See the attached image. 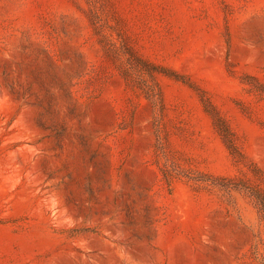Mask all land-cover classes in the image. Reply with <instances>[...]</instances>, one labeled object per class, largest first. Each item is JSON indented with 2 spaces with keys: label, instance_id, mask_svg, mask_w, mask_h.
<instances>
[{
  "label": "rangeland",
  "instance_id": "374dc122",
  "mask_svg": "<svg viewBox=\"0 0 264 264\" xmlns=\"http://www.w3.org/2000/svg\"><path fill=\"white\" fill-rule=\"evenodd\" d=\"M250 189L264 0H0V264H264Z\"/></svg>",
  "mask_w": 264,
  "mask_h": 264
},
{
  "label": "trees",
  "instance_id": "16d2710c",
  "mask_svg": "<svg viewBox=\"0 0 264 264\" xmlns=\"http://www.w3.org/2000/svg\"><path fill=\"white\" fill-rule=\"evenodd\" d=\"M232 183H234V182H228L227 184H222V185H224V186L226 185L228 187H231V185H234ZM236 185L238 186V184H235L234 186H236ZM250 192L255 197V199L259 205V208L262 211L263 216H264V193L259 191V190H251V189H250Z\"/></svg>",
  "mask_w": 264,
  "mask_h": 264
}]
</instances>
